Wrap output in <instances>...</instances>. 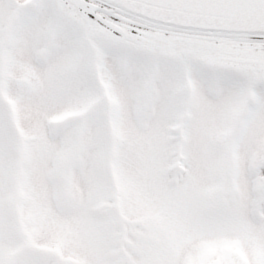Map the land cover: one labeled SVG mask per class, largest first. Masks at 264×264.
Wrapping results in <instances>:
<instances>
[{
  "label": "snow or ice",
  "instance_id": "snow-or-ice-1",
  "mask_svg": "<svg viewBox=\"0 0 264 264\" xmlns=\"http://www.w3.org/2000/svg\"><path fill=\"white\" fill-rule=\"evenodd\" d=\"M0 264H264V0H0Z\"/></svg>",
  "mask_w": 264,
  "mask_h": 264
}]
</instances>
